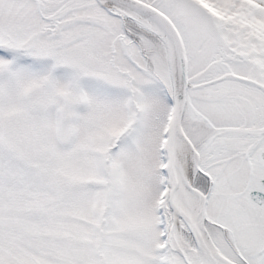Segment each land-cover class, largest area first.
<instances>
[{"label": "snow or ice", "instance_id": "snow-or-ice-1", "mask_svg": "<svg viewBox=\"0 0 264 264\" xmlns=\"http://www.w3.org/2000/svg\"><path fill=\"white\" fill-rule=\"evenodd\" d=\"M0 264H264V0H0Z\"/></svg>", "mask_w": 264, "mask_h": 264}]
</instances>
